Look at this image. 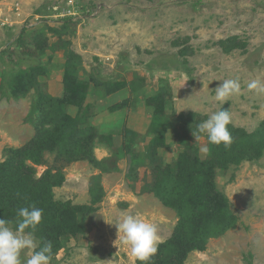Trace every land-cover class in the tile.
Instances as JSON below:
<instances>
[{"label": "rangeland", "instance_id": "rangeland-1", "mask_svg": "<svg viewBox=\"0 0 264 264\" xmlns=\"http://www.w3.org/2000/svg\"><path fill=\"white\" fill-rule=\"evenodd\" d=\"M2 50L11 58L0 56V162L38 137L37 175L60 169L64 176L54 198L95 207L77 215L83 230L60 237L50 264H134L114 223L133 215L157 225L162 242L171 236L178 215L154 184L184 143L207 155L198 124L222 108L250 135L264 121V93L248 89L264 82V0H0ZM20 73L24 94L10 90ZM237 77L240 94L218 102L215 88ZM65 81L85 92L81 108L63 101ZM161 89L172 114L157 156L148 99ZM214 184L236 221L183 264H264V148L215 169ZM29 232L38 248L35 230L22 234Z\"/></svg>", "mask_w": 264, "mask_h": 264}, {"label": "trees", "instance_id": "trees-1", "mask_svg": "<svg viewBox=\"0 0 264 264\" xmlns=\"http://www.w3.org/2000/svg\"><path fill=\"white\" fill-rule=\"evenodd\" d=\"M0 56L11 58L5 50L0 52ZM69 84L65 81L63 101L69 106L81 108L86 98L85 92L74 89ZM27 88V78L22 73L14 77L10 86V90L17 94H24ZM119 89L120 87L111 90L107 88L106 92L96 97L103 98ZM148 100L151 101L152 107L149 148L151 153L158 156V151L168 145L169 129L166 123L172 112L168 114L165 108L168 106L170 94L161 89ZM125 102L122 101L111 109H120ZM228 128L233 137L230 147L209 144V152L201 159L194 151L197 149L195 146L184 143L173 164L165 168L166 173L154 184L156 194L177 212L178 221L171 236L159 245L150 264H183L190 251L204 249L209 237L218 235L234 225L236 216L229 208L228 199L214 184L215 169H225L231 164L239 163L243 158L260 154L264 148V121L251 135L232 123ZM41 150L42 142L37 137L18 149L10 150L11 162H0V219L4 218L10 222V226L17 229V214L20 208L30 205L42 208V220L39 225L45 224L50 230L41 229L39 226L35 229L36 236L40 239L37 250L50 241L52 252H56L61 247L60 237L75 236L83 230L77 215L91 213L95 207L54 198L53 188L62 183L64 176L60 169L54 172L46 169L41 175H37L35 165L44 164ZM157 156L151 160L154 161ZM136 264L140 262L136 261Z\"/></svg>", "mask_w": 264, "mask_h": 264}, {"label": "clouds", "instance_id": "clouds-1", "mask_svg": "<svg viewBox=\"0 0 264 264\" xmlns=\"http://www.w3.org/2000/svg\"><path fill=\"white\" fill-rule=\"evenodd\" d=\"M215 88V99L225 104L229 99L240 94L241 84L239 78L225 79ZM249 90L264 93V82L253 80L248 84ZM232 122V115L227 108L213 112L208 118L197 126V133L207 136L208 144L221 145L225 148L231 146L233 137L228 125ZM194 133L196 140L200 136ZM199 151L207 154L209 147L201 145ZM43 209L35 205L22 207L18 211L17 229L13 231L10 222L0 219V264H50L53 259L52 243L47 241L37 249L31 232L23 235L25 229L35 230L42 220ZM108 222V221H107ZM112 223V222H109ZM118 239L130 251L135 261L140 264H150L152 257L157 253L158 246L162 240L158 234L157 225L140 219L133 215H123L114 223ZM24 249H32V255L26 261L21 259Z\"/></svg>", "mask_w": 264, "mask_h": 264}]
</instances>
